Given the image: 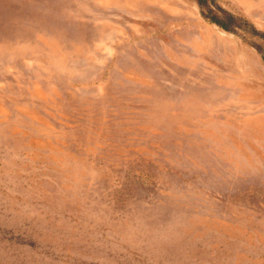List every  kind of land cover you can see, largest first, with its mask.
Masks as SVG:
<instances>
[{"label":"rangeland","instance_id":"rangeland-1","mask_svg":"<svg viewBox=\"0 0 264 264\" xmlns=\"http://www.w3.org/2000/svg\"><path fill=\"white\" fill-rule=\"evenodd\" d=\"M0 264H264V0H0Z\"/></svg>","mask_w":264,"mask_h":264},{"label":"bare ground","instance_id":"bare-ground-1","mask_svg":"<svg viewBox=\"0 0 264 264\" xmlns=\"http://www.w3.org/2000/svg\"><path fill=\"white\" fill-rule=\"evenodd\" d=\"M210 34H211V38L214 39V38H217V40L221 41V40H225V37L223 38L220 34H223V35H227V33H225L224 31H222L221 29H218L219 32L217 31V33H220L219 35L216 34V31L215 30H210L208 29Z\"/></svg>","mask_w":264,"mask_h":264}]
</instances>
